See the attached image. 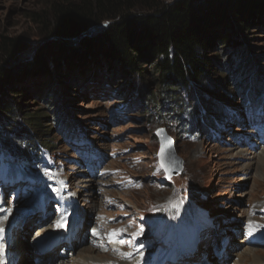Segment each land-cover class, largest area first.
<instances>
[{"label": "rangeland", "instance_id": "obj_1", "mask_svg": "<svg viewBox=\"0 0 264 264\" xmlns=\"http://www.w3.org/2000/svg\"><path fill=\"white\" fill-rule=\"evenodd\" d=\"M44 1L0 0V30L12 36L25 34L36 44L35 25L28 16ZM249 31L242 47L260 54L264 30L253 26ZM254 65L264 67V58ZM44 78L34 73L23 84L41 85ZM240 78L244 76L229 79L228 91L233 94L225 93L229 111L219 117L220 131L213 138L203 133L178 141L171 124L147 125L146 109L133 96L127 97L129 108L119 104L123 97L112 91L117 80L112 85L105 78L76 86L69 94L74 97L71 132L59 134L53 126L52 147L39 151L32 164L10 160L4 149L0 153V215L11 210L23 216L22 241L37 237L39 229L45 233L72 203L81 213V233L73 250L64 247L63 238L56 246H63L62 252L52 249V258L37 260L32 244L23 253H34V264L93 257L91 250L98 257L90 261L93 264L137 254L141 256L137 264H249L250 256L241 254L249 245V233L264 234V110L256 111L253 105L256 92L255 99L243 105ZM145 89L153 97V86ZM59 102L62 113L66 106ZM158 129L165 131L163 143L173 150L172 159L181 168L178 174L167 176L162 170L160 177L154 172L163 145L155 133ZM171 177L176 188L163 182ZM192 192L200 197L192 198ZM160 210L161 217L156 214ZM143 215L150 217V227L141 222ZM114 230L119 234L110 241ZM249 246L264 258V240ZM194 253L195 259L182 258Z\"/></svg>", "mask_w": 264, "mask_h": 264}, {"label": "trees", "instance_id": "obj_2", "mask_svg": "<svg viewBox=\"0 0 264 264\" xmlns=\"http://www.w3.org/2000/svg\"><path fill=\"white\" fill-rule=\"evenodd\" d=\"M28 18L34 45L25 34L0 30V153L12 161H36L52 147L53 126L71 132L69 94L88 80H117L119 104L129 108L133 96L146 109L147 125L171 124L176 141L219 132L231 78L244 76L241 102L257 98L264 109V67L254 65L264 51L242 47L250 28L264 30V0H45ZM34 73L45 75L42 84H23ZM154 172L164 175L158 166Z\"/></svg>", "mask_w": 264, "mask_h": 264}, {"label": "bare ground", "instance_id": "obj_3", "mask_svg": "<svg viewBox=\"0 0 264 264\" xmlns=\"http://www.w3.org/2000/svg\"><path fill=\"white\" fill-rule=\"evenodd\" d=\"M162 148L166 149L164 143L162 145ZM255 158H257V156ZM8 212L9 213L6 214L5 216L0 215V264H25L24 263L25 261H27V264H34L32 262L33 258H35L34 253H30V254L28 253V255L23 253L24 251L23 248H26L29 244H32L34 246L35 252L39 254L36 255L37 260H40L41 258H44V256L51 254L52 249L54 251L55 250L57 251L58 249L60 253L61 247H56V246L61 243L60 239L63 238L65 239L64 240L66 244V246H64L65 248L69 250H73V248H75V241L79 238L81 233V229L79 228L81 227V222H82L81 213H79L76 203H72L70 208L68 207L67 214L63 218H60L57 222H54L52 226L47 227L45 229V233L42 232L41 234L42 229H39L37 232L38 233L37 237H34L31 240L25 238L24 241H22L23 237L21 236V224H20V221L22 222L23 220V216L17 215L16 211L9 210ZM71 232L74 233L71 234ZM75 235H76V239H73ZM258 235L260 240H264L263 233H258ZM12 237H15V239H12ZM56 237H58V239H56ZM256 238H257L256 235L250 234L247 240L249 245L252 246V244H254V239ZM249 245L245 246L241 254L243 256H250L251 261L249 264H264L263 255L262 254L259 255L257 250L250 247ZM88 254L93 257L81 258V256H79L76 257V259L71 258L68 259L67 261L62 260V262L60 263L55 262L49 264H93L90 263V261L98 260L97 254L94 250L89 251ZM23 256L26 258H23ZM140 258L141 256L137 254V255H132V257L128 259L121 258L120 261L118 259L115 260L113 259V261H110L111 262L110 264H137ZM182 258L195 259L196 253H194L193 255L190 254L183 256ZM247 260L248 258L241 257L242 262L246 263ZM43 261L45 262V260ZM181 261L182 260H177L176 262L181 263Z\"/></svg>", "mask_w": 264, "mask_h": 264}, {"label": "water", "instance_id": "obj_4", "mask_svg": "<svg viewBox=\"0 0 264 264\" xmlns=\"http://www.w3.org/2000/svg\"><path fill=\"white\" fill-rule=\"evenodd\" d=\"M164 132H165L164 129H158L155 132L156 136L158 137L159 144H161V145L163 143V140H166ZM162 150H163V156H161V151ZM172 153H173V150L171 148L163 149L161 147V149H159L158 161H159L160 165L163 162V165H164L163 168H164V170L166 172V175L176 174L181 169V168L178 167V162L175 159H172V156H171ZM173 167L175 169H173Z\"/></svg>", "mask_w": 264, "mask_h": 264}, {"label": "snow or ice", "instance_id": "obj_5", "mask_svg": "<svg viewBox=\"0 0 264 264\" xmlns=\"http://www.w3.org/2000/svg\"><path fill=\"white\" fill-rule=\"evenodd\" d=\"M161 156H163V150L161 151ZM161 167H164V165H163V162L161 163ZM95 234V233H94ZM119 233L117 232V231H113L111 234H110V236H109V240L110 241H114V238H115V236L116 235H118ZM249 234H251V233H249Z\"/></svg>", "mask_w": 264, "mask_h": 264}]
</instances>
